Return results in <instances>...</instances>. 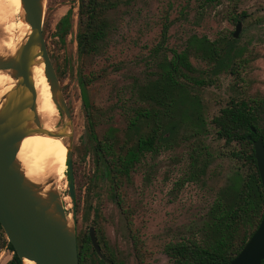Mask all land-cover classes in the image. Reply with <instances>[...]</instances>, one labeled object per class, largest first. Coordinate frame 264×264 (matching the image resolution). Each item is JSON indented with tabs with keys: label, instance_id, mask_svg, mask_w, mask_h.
Segmentation results:
<instances>
[{
	"label": "rangeland",
	"instance_id": "rangeland-1",
	"mask_svg": "<svg viewBox=\"0 0 264 264\" xmlns=\"http://www.w3.org/2000/svg\"><path fill=\"white\" fill-rule=\"evenodd\" d=\"M113 1L115 6L109 12V29L101 51L82 60L77 54L75 37L78 0H45L47 50L61 69L63 77L59 85L73 120L69 151H72L74 168H78L76 186L95 174L92 153L82 145L86 140V117L79 82L82 73L94 71L99 75L88 85L87 96L105 111L99 129L102 132L108 125L125 126L127 107L136 106L140 87L155 77L158 64L163 58H170L172 50L181 51L194 46L195 41L202 37L222 45L231 43L236 48L232 54L237 76L224 69L213 81L195 87V107L206 130L200 129L199 125L183 123L156 152L146 155L123 187L130 208L132 231L142 242V264H170L164 251L165 244L195 233L215 191L226 183L234 166L239 163L231 157L223 141L216 138L210 119L231 97L264 96V0H219L215 3L203 0ZM69 10L71 27L60 40L54 35L56 24ZM241 12L246 15L233 42L232 33ZM165 23L168 30L161 44L160 34ZM189 60L198 72L207 67L206 62L195 54H190ZM59 116L60 124H63L66 118L60 113ZM197 147L210 153L205 174L196 181H183L189 154ZM95 183L88 186L83 183L80 193L76 190L79 205L75 219L70 212L72 200L67 195L64 165L59 171V194L67 212H70L75 231L88 229L100 219L98 225L116 258H123L126 264H140L125 215L109 193L101 188V181ZM86 197H89L91 206L99 204L98 217L91 208L85 212L88 207L84 201ZM11 257L10 250H0V264H5Z\"/></svg>",
	"mask_w": 264,
	"mask_h": 264
},
{
	"label": "trees",
	"instance_id": "trees-1",
	"mask_svg": "<svg viewBox=\"0 0 264 264\" xmlns=\"http://www.w3.org/2000/svg\"><path fill=\"white\" fill-rule=\"evenodd\" d=\"M203 1L215 3L219 0ZM114 6L113 0H78L75 37L80 59L84 60L101 51L109 29V12ZM70 13L71 10L56 24L54 35L60 40L71 27ZM45 26L47 24L44 22L43 34ZM167 30L168 24L165 23L160 34L161 44L166 38ZM226 45L227 43L222 45L202 37L195 41L194 46L181 51L172 50V56L163 58L158 64L155 77L140 87L136 106L127 107V122L123 128L108 125L100 132L105 111L87 96L88 85L99 75L94 71L80 75L86 117V140L82 145L92 153L95 172L93 176L85 178L83 183L88 186L101 181V188L105 189L119 206L125 215L140 264L144 256L142 242L137 233L132 231L130 208L123 187L130 181L137 166L144 162L146 155L156 152L161 143L174 134L183 123L199 125L200 129L203 127L206 130L195 107L196 88L213 81L220 71L227 68L230 48ZM190 54H195L205 61L207 67L198 72L189 60ZM50 59L60 80L63 75L59 64L53 55H50ZM210 125L216 138L223 141V145L229 148L231 157L239 163L234 166L226 183L215 191L214 198L202 215L200 226L195 233L183 235L165 244L164 251L169 256L170 264H228L251 236L262 217L264 192L253 155L252 141L261 137L264 145V96L231 97L220 107L218 113L212 116ZM203 149L197 147L189 154L188 170L183 181H196L199 176L205 174L210 153ZM71 153L72 151H69L67 157V195L72 200L70 212L76 219L79 205L76 190L80 193L83 183L75 185V173L78 168L73 166ZM84 201L88 206L85 212L91 208L98 217L99 204L91 206L89 197ZM99 221L100 219L93 222L98 240L103 236ZM76 243L79 264H106L93 248L90 249L86 228L80 232L76 231ZM4 247L12 252V257L5 264H22L0 226V250ZM108 251L110 249L106 248L105 254L112 259V252L109 254ZM260 264H264V259Z\"/></svg>",
	"mask_w": 264,
	"mask_h": 264
},
{
	"label": "water",
	"instance_id": "water-1",
	"mask_svg": "<svg viewBox=\"0 0 264 264\" xmlns=\"http://www.w3.org/2000/svg\"><path fill=\"white\" fill-rule=\"evenodd\" d=\"M21 2L25 12L24 19L31 28L30 33L14 56L0 57V69L12 70L11 76L17 80L0 109V226L22 264L24 259L35 264H79L76 231L70 221V212H67L63 205L59 190H49L45 197L40 196L38 194L40 186L24 177L16 161L19 142L29 134L37 132L63 137L67 157L73 138L71 111L60 89L59 79L42 33L45 0ZM238 31L239 24L234 35H237ZM38 56H41L44 63L52 100L59 113L66 118L63 127L56 131L44 129L36 112L37 91L29 69ZM29 122L33 126H29ZM252 145L264 192L262 138L253 140ZM89 236L95 251L105 260L93 227L89 228ZM263 259L264 210L257 227L228 264H260Z\"/></svg>",
	"mask_w": 264,
	"mask_h": 264
},
{
	"label": "bare ground",
	"instance_id": "bare-ground-1",
	"mask_svg": "<svg viewBox=\"0 0 264 264\" xmlns=\"http://www.w3.org/2000/svg\"><path fill=\"white\" fill-rule=\"evenodd\" d=\"M21 0H0V57H12L30 33V25L24 19ZM17 15L19 17H17ZM13 71L0 69V109L5 104L17 80L11 76ZM30 77L34 82L37 98L36 112L44 129L56 131L63 124L58 109L51 97L50 84L44 72L41 56L32 62ZM29 126H33L31 122ZM67 147L63 137L32 133L21 139L16 155L24 177L40 186L38 194L45 197L49 190H59V171L66 169ZM64 199V198H63ZM23 264H35L24 259Z\"/></svg>",
	"mask_w": 264,
	"mask_h": 264
},
{
	"label": "flooded vegetation",
	"instance_id": "flooded-vegetation-1",
	"mask_svg": "<svg viewBox=\"0 0 264 264\" xmlns=\"http://www.w3.org/2000/svg\"><path fill=\"white\" fill-rule=\"evenodd\" d=\"M246 14H245V12H241V17H240V20H238L237 21V23H236V27H237V25L239 24V29H240V25H241V20L244 18V16H245ZM236 27H235V30H236ZM235 30L233 31V33H232V41L234 42V41H236L234 38H236L237 37V35H234V32H235ZM239 32V31H238ZM76 34V33H75ZM238 34V33H237ZM44 35V34H43ZM44 38H45V36H44ZM46 42V41H45ZM227 47H229L230 48V60L228 61V66H227V68L226 69H228V71L230 72V73H232V74H234V76H237L236 74H237V70L236 69H234L233 68V55L234 54H232V53H234L235 51H236V48H234V46L231 44V43H229V44H227L226 45ZM50 56V55H49ZM52 62V61H51ZM53 64V63H52ZM260 96V95H259ZM261 96H263V95H261ZM69 106V105H68ZM90 227H93L94 228V233H95V237H96V227H95V225H90L89 227H88V229H87V231H88V235H89V228ZM103 233V232H102ZM89 239H90V236H89ZM96 240H97V242H98V244H99V246H100V251H101V254L104 256V258H105V260L103 259V258H101L100 256H99V254L96 252V254L106 263V264H126V261L123 259V258H121V259H118V258H116V256L114 255V253L112 252V250H111V248L108 246V243H107V241H106V238H105V236H104V234H103V236H102V238L101 239H97V237H96ZM100 241V242H99ZM4 248H6V247H4ZM91 248H93L94 249V247H93V245H92V242H91V240H90V249ZM106 248H108V249H110V251L112 252H110V251H108L109 252V254H110V256L112 257V259H109V257L107 256V254H105V251H106ZM3 249V248H2ZM6 249H8V248H6ZM9 250V249H8ZM95 250V249H94Z\"/></svg>",
	"mask_w": 264,
	"mask_h": 264
}]
</instances>
